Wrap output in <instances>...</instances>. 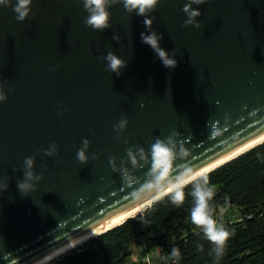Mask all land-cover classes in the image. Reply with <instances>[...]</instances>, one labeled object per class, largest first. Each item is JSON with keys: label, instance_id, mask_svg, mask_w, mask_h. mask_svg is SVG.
I'll return each mask as SVG.
<instances>
[{"label": "water", "instance_id": "95a60500", "mask_svg": "<svg viewBox=\"0 0 264 264\" xmlns=\"http://www.w3.org/2000/svg\"><path fill=\"white\" fill-rule=\"evenodd\" d=\"M185 2L161 0L147 17L161 48L175 54L174 69L141 42L144 17L122 5L109 10L103 31L85 26L80 0H33L23 22L12 6L0 7L7 97L0 104V180L8 184L0 193V264H36L152 200L130 202L131 189L109 166L110 158L117 166L126 159L127 147L147 150L175 131L199 172L264 135V0H207L198 29L184 25ZM108 52L127 64L119 76L106 71ZM121 117L129 122L121 134L127 146L113 131ZM84 139L89 159L81 165ZM52 143L58 155L44 157ZM33 156L43 179L24 197L17 183ZM146 171L135 174L142 179Z\"/></svg>", "mask_w": 264, "mask_h": 264}, {"label": "clouds", "instance_id": "9594fccd", "mask_svg": "<svg viewBox=\"0 0 264 264\" xmlns=\"http://www.w3.org/2000/svg\"><path fill=\"white\" fill-rule=\"evenodd\" d=\"M33 0H0V7L12 6L16 19L23 22L31 12ZM161 0H80L83 10L86 13L85 26L94 31H103L110 28V9L122 5L130 15L144 17L143 23L146 26L145 32L141 33V42L153 51L161 64L167 69H174L177 61L174 53H169L160 46L162 36L150 29L153 19L147 18L151 12L160 4ZM207 3V0H186L182 12L187 17L184 25L200 28L197 18L201 16L199 6ZM195 6V7H193ZM118 41V36H113ZM106 63V71L120 75L121 70L127 64L118 58L114 53L108 52L102 57ZM7 97L4 87L0 85V104L6 101ZM143 105H141L142 107ZM128 120L121 117L113 126L115 139L125 146L129 144L127 138L121 139V134L128 126ZM212 135H220L218 129L212 130ZM178 133L173 131L167 137L161 139L156 137L150 147L145 150L142 146L136 145L126 148V159H121L117 166L115 158H110L108 163L113 173L119 174L124 185L131 189L129 194L130 202L134 205L143 204L148 199L167 196L171 203L180 206L185 201V188L191 185L189 195L192 197L190 208V220L193 225L202 229L205 238L213 245V252L219 260L225 251V243L230 233L223 224L218 223L214 218V209L211 201L215 196V190L209 184L208 176L205 173L197 172L186 158L189 157L188 150L183 143L177 139ZM89 141L84 139L82 146L77 151L76 159L83 165L88 163ZM44 157H55L58 155L57 145L52 143L48 149L43 150ZM92 159H98L96 155ZM35 157H26L23 161V179L17 183V190L21 196H28L35 191V185L43 177L34 173ZM146 168L143 178L135 173ZM8 188L7 178L0 180V193ZM150 193V197L144 195ZM172 255L180 257L178 249H173Z\"/></svg>", "mask_w": 264, "mask_h": 264}, {"label": "trees", "instance_id": "16d2710c", "mask_svg": "<svg viewBox=\"0 0 264 264\" xmlns=\"http://www.w3.org/2000/svg\"><path fill=\"white\" fill-rule=\"evenodd\" d=\"M207 176L215 190L210 202L214 218L223 207L235 209L240 215L239 221L223 224L230 236L219 260L202 229L190 220L189 185L183 205L177 206L165 196L142 215L49 264H126L131 244L141 246L142 253L158 252V264H264V143ZM173 249L179 250V258L172 255Z\"/></svg>", "mask_w": 264, "mask_h": 264}, {"label": "bare ground", "instance_id": "6f19581e", "mask_svg": "<svg viewBox=\"0 0 264 264\" xmlns=\"http://www.w3.org/2000/svg\"><path fill=\"white\" fill-rule=\"evenodd\" d=\"M262 141H264V135H262V136L256 138L255 140H253L252 142H250V143L244 145L242 148L238 149L237 151H235V152L229 154V155L226 156L225 158H223V159L217 161L216 163H214L213 165H211V166H209V167H207V168H205V169H202V170L199 171V172H202V173H205L206 175H208L209 172H210L211 170H213L214 168H216L217 166H219V165L223 164L224 162H226V161L232 159V158L235 157L236 155H238V154H240V153L246 151V150L249 149L250 147H252V146H254V145L258 144V143H261ZM157 199H158V198H154V199H152V200H150V201L144 203L143 205H140V206H138V207L132 209L131 211H129V212H127V213H125V214H123V215H121V216H119V217H116V218H114V219H111L110 221H108L107 223H105L101 229H98V230L92 232L90 235H88V236H86V237H84V238H82V239H80V240L74 242L73 244H71V245H69V246H67V247H65V248H63V249H61V250H58L57 252H55V253L51 254L50 256L44 258L43 260H41L40 262H38V263H36V264H43V263L49 261L50 259H52V258H54V257H56V256H58V255H60L61 253H63L64 251H67V250H69V249H72V248H76V249H77V248H79L80 246H82L87 240H89V239H91V238L97 236L98 234L103 233V232H106V231H109L110 229H113L114 227H117V226L123 224L126 220H128V219L131 218V217H134V216H138V215H140V214H143L144 211H145V210H146V209H147V208H148V207H149V206H150L155 200H157Z\"/></svg>", "mask_w": 264, "mask_h": 264}, {"label": "rangeland", "instance_id": "374dc122", "mask_svg": "<svg viewBox=\"0 0 264 264\" xmlns=\"http://www.w3.org/2000/svg\"><path fill=\"white\" fill-rule=\"evenodd\" d=\"M215 219L217 220L218 223L230 224L239 221L240 215L235 209H231L229 207H223L219 209ZM127 251H131V255L127 259L126 264H147V263L149 264V261L151 264H158L156 261L159 259V257H161L158 252L155 251L150 252L148 254L149 260L147 261L144 259L147 253L144 252L142 253L141 246L133 245V244L129 245Z\"/></svg>", "mask_w": 264, "mask_h": 264}, {"label": "built area", "instance_id": "2783aa9c", "mask_svg": "<svg viewBox=\"0 0 264 264\" xmlns=\"http://www.w3.org/2000/svg\"><path fill=\"white\" fill-rule=\"evenodd\" d=\"M144 259L147 260V261L149 260V256H148V254L145 255V258H144ZM147 264H148V263H147ZM149 264H151L150 261H149Z\"/></svg>", "mask_w": 264, "mask_h": 264}]
</instances>
